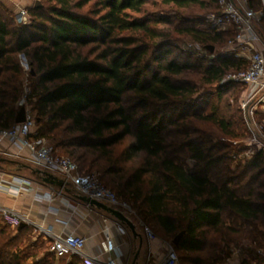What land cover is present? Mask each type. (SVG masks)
<instances>
[{"label":"trees","instance_id":"obj_1","mask_svg":"<svg viewBox=\"0 0 264 264\" xmlns=\"http://www.w3.org/2000/svg\"><path fill=\"white\" fill-rule=\"evenodd\" d=\"M40 1L39 7L28 10L26 24H17L0 8V129L14 125L20 110L14 105L20 87L15 81L22 73L17 55L23 54L33 84L26 97L36 98L31 103L38 126L35 136L51 139L59 154L58 148H61L75 157L81 166L71 159L79 172L99 167L101 178L111 176V182L122 189L123 199L144 222L150 217L172 239L184 231L174 245L177 254L178 250L187 253L201 250L203 243L199 234L204 233L201 228L217 230L222 225L224 211L230 212L235 222L241 224L264 216L262 191L250 188L246 193H239L238 185L230 186L248 168H257L245 186L256 183L264 189L260 181L264 176V166L260 167L264 157L260 152L250 157L238 175L215 179L209 174L210 168L225 157L208 155V147L203 145L204 135L200 133L195 139L181 141L179 147L170 143L175 138L172 135L190 134L189 129L180 126L173 132L168 128L184 120L188 113L212 122L232 137H236L230 130L234 122L218 115L216 107L203 115L190 113L187 105L178 114V120L161 115L162 106L174 99L188 104L192 90L175 83L174 77L193 65L175 58L166 59L169 51H158L161 43L157 42L152 57L156 69L150 70L146 57L151 47L139 43L137 37L152 41L158 36L153 26L168 22L164 18H151L146 12L147 6L185 8L213 3L219 6L218 0ZM259 1L248 0V4L257 10ZM89 2L92 5L88 13L78 12ZM181 31L205 46L223 40L226 35H229L227 40L232 37L231 29L213 35L193 26ZM89 45L92 46L89 51L83 52ZM244 66L242 59L220 55L206 65L203 80L206 83L221 80L227 69ZM128 92L136 101L129 111L123 103ZM238 112L246 129L240 109ZM126 137L131 141L117 151L116 147ZM182 152H188L195 161L192 167L178 157ZM140 153L143 158L139 165H125ZM141 184L146 185V191L141 190ZM48 244L49 240L47 246L33 242L29 228L12 229L0 219V264H54L55 255L48 251ZM42 250L43 256L39 258ZM181 260L193 264L204 262L197 258Z\"/></svg>","mask_w":264,"mask_h":264},{"label":"rangeland","instance_id":"obj_2","mask_svg":"<svg viewBox=\"0 0 264 264\" xmlns=\"http://www.w3.org/2000/svg\"><path fill=\"white\" fill-rule=\"evenodd\" d=\"M38 1L41 5V1ZM91 5L92 2H89L81 9H78V12L88 13L91 9ZM219 9V6L215 3L204 7L199 4H194L185 8H176L160 4L147 6L146 12H148V15L152 16L151 18H164L168 22L159 23L153 26L157 29L156 31L158 36L154 40L152 39V41L148 40V37H137L139 39V43H144L146 45H150L151 47L148 49L146 57L147 63L151 64L150 70L156 69V63L153 62L152 57L155 53L153 50L156 47V44L154 43L157 42L161 43V47L158 48V51H169L166 59L175 58L181 63H190L193 65L184 70L182 74L174 77L175 83L186 86L192 90V93L189 96L188 104H185V102L182 101L180 102L179 99H174V101L169 102L168 105L162 106V109L160 110L161 115H165L166 119L178 120V114L182 109H184V107H187V105L190 109V113L201 112L203 115L211 113L212 107H216L218 115H224L227 119H230L232 123L234 122V124L230 127V130H232L236 137H232L230 133L221 132L212 122L192 117L189 113L184 120H178L177 125L168 126L169 129H172V132L175 131V128H179L178 126L189 129L188 131L190 134L185 137L172 135V137L175 138L171 139L170 143H172L175 147H179L181 141H186L191 138L195 139L200 133L204 135L205 142L203 145L204 147H208V155H210L211 158L219 156L225 157L220 160L219 164L210 168L209 174L211 177L214 176L215 179H224L226 176L238 175L240 169H243L247 161L251 159V156L249 158L242 159V161H235L232 158L233 153L237 152L238 149L248 148V146H246L248 142V134L246 133V129L241 125L240 114L238 112V109H240L239 98L245 91V86L233 83L227 84V82H223L222 79L212 83H206L203 80V71L206 65L220 55L227 56L224 53V45L229 35L224 36L221 41L208 43L209 46H213V51H209L205 46L207 44L197 42L189 35L181 31L186 26H193L197 29L208 31L212 35L218 31L228 30L229 26L226 24L220 25L219 27L213 25L212 19ZM262 33L264 40V29L262 30ZM90 47L92 46L89 45L83 48L82 51L86 53L89 51ZM17 59L22 67V73L15 81L17 86L20 87L18 91V99L14 105L18 109L24 108L28 110L30 115L35 117L36 112L32 109L31 103H34L36 98L34 97L28 100L26 97L29 95L33 86L29 80V68L25 65L26 59L23 54H18ZM234 68L235 67H231L227 69L226 74L234 72ZM135 102L136 101L131 92L124 95L123 103L128 111L131 110ZM62 124L65 125L66 122ZM37 129L38 126H36V130ZM46 140L47 142L54 144V141L51 139ZM232 140L239 141L238 148L232 145ZM130 141L131 138L126 137L124 141L116 147V150L120 151ZM58 150L62 155L68 156L76 161L75 157L70 155L68 152H64L61 148H58ZM178 155V157H181L187 165L192 167L195 164V161L190 158V154L188 152H182ZM142 158V153L137 154L134 158H132L131 162H128L125 165L135 167L139 165ZM76 163L81 166L79 162L76 161ZM238 164L241 165V168H237ZM263 166L264 162L260 164V167ZM223 167L225 168L221 172ZM226 168L229 169V172ZM256 170L257 168H248L247 173L242 175L241 178H236L235 181L231 182L230 186L234 187L235 185H238L239 193H246L250 188L254 191H262V193H264V189L259 187L256 183L245 186L250 174L256 172ZM98 171L99 167H95L93 170L87 172H95L100 177V173ZM82 172L86 171L84 170ZM100 179L104 184L113 189L120 198H124L122 189L117 187L115 183L111 182V176H105L103 178L100 177ZM260 181L264 184V176L260 177ZM140 188L143 192L147 189L145 184H141ZM222 221V225L217 230H213L208 227L201 228L204 231L201 235L199 234L200 240L203 243L201 250L190 253L178 250L180 257L178 264H193L191 262L181 260V258H197L204 261L202 264H238L242 263V261H245L247 264L262 261L264 259V216H259L257 220L252 221L249 224H241L240 222H235V217H231L230 212L224 211L222 213ZM145 223L155 234L166 238L168 242H172V238H170L171 236L163 234L162 230L153 219L149 217L146 219ZM40 253L43 255V250ZM62 259L63 258L55 257L54 262Z\"/></svg>","mask_w":264,"mask_h":264},{"label":"built area","instance_id":"obj_3","mask_svg":"<svg viewBox=\"0 0 264 264\" xmlns=\"http://www.w3.org/2000/svg\"><path fill=\"white\" fill-rule=\"evenodd\" d=\"M259 2V8L256 10L248 4V0H218L220 9L212 19L214 26L226 24L232 30V37L225 42L224 53L245 61L244 67L225 74L222 78L223 82L245 86V91L239 98V106L248 134L246 145L248 148H241L234 152L232 158L235 161L249 158L255 152H260L264 157V40L262 33L264 0ZM15 21L17 24L28 23V10H21L15 17ZM35 135V118L26 109L22 122L0 129V139L22 142L30 153L27 159L31 164L48 173L59 175L63 182L72 185L79 195L106 203L121 212L137 213L130 203L104 184L97 173L79 172L77 164L70 157L59 154L45 138H37ZM231 143L238 148L239 141L232 140ZM12 182L17 183V186L9 187L7 190L15 194L24 189L25 184L28 183L21 177H13ZM0 187L7 186L0 182ZM0 219L11 228H16L25 221L22 215L6 208H0ZM142 224L146 236L150 239L156 238L153 230L145 223ZM41 232L49 237L48 251L56 257L78 256L83 264H102L83 255L82 249L85 243L83 236L50 235L47 230H41ZM105 247L109 252L113 250L114 245L110 238H106ZM178 262V254L173 243H168L162 264H178ZM104 264L118 263L115 259H108ZM247 264H264V261Z\"/></svg>","mask_w":264,"mask_h":264},{"label":"crops","instance_id":"obj_4","mask_svg":"<svg viewBox=\"0 0 264 264\" xmlns=\"http://www.w3.org/2000/svg\"><path fill=\"white\" fill-rule=\"evenodd\" d=\"M34 2L0 0V8L15 19L21 10L32 8ZM29 157L30 153L22 142L0 139V182L7 186L0 187V208L11 209L23 216V227L30 229L33 242L47 246L49 237L41 230L49 231L50 235H80L85 238L83 255L102 264L108 259H115L118 264H162L167 245L172 242L157 234L154 239L148 238L142 224L145 222L137 213L122 212L133 223L139 236L133 235L125 223L106 211L81 200L72 185L45 182L43 173L46 171L31 164ZM52 175L61 179L59 175ZM13 177L28 181L18 194L7 190L17 186L12 182ZM106 238H110L114 245L110 252L105 247ZM42 256L39 254L38 257ZM56 258L63 259L54 264H83L78 256Z\"/></svg>","mask_w":264,"mask_h":264},{"label":"water","instance_id":"obj_5","mask_svg":"<svg viewBox=\"0 0 264 264\" xmlns=\"http://www.w3.org/2000/svg\"><path fill=\"white\" fill-rule=\"evenodd\" d=\"M40 6V3L38 0L35 1L34 3V6L33 7H39ZM206 48L209 50V51H213V46H206ZM26 65V64H25ZM25 118V109L24 108H21L15 118V123H19V122H22ZM44 177H43V180L47 183H50V184H55V185H59V186H62L64 184L63 180L62 179H59L57 178L56 176L52 175L51 173H48V172H44ZM81 200L83 201H86L88 202L90 205L92 206H95L96 208L98 209H102L104 211H106L107 213H109L110 215H112L113 217H115L116 219H118L119 221L125 223L129 229L131 230V232L133 233V235L135 236H139V234L136 233L135 231V226L133 225V223L121 212L119 211L118 209H115L113 207H110L100 201H97L95 199H90V198H87L85 196H80L79 197ZM24 224L23 223H20L18 225V228H21L23 227ZM184 234V231H181L180 233H178L173 239H172V243L173 245H177L179 240L181 239V237L183 236ZM134 264V263H133Z\"/></svg>","mask_w":264,"mask_h":264}]
</instances>
